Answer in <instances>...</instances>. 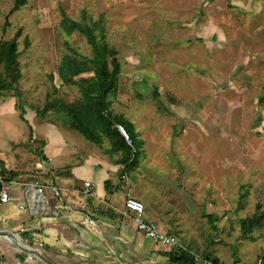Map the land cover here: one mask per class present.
<instances>
[{
  "label": "rangeland",
  "instance_id": "obj_1",
  "mask_svg": "<svg viewBox=\"0 0 264 264\" xmlns=\"http://www.w3.org/2000/svg\"><path fill=\"white\" fill-rule=\"evenodd\" d=\"M14 3L0 0V45L16 40L20 70L15 90L0 95V107L13 98L18 113L0 110V155L39 156L42 135L28 148L12 144L30 125L82 140L84 152L111 151L107 137L85 139L63 112L40 113L53 100L81 98L57 74L65 43L92 52L83 35L60 26V11L76 21L101 17L121 64L112 112L142 141L127 170L132 186L182 245L222 264H264V227L244 233L240 224L264 209V0H24L11 12Z\"/></svg>",
  "mask_w": 264,
  "mask_h": 264
},
{
  "label": "crops",
  "instance_id": "obj_2",
  "mask_svg": "<svg viewBox=\"0 0 264 264\" xmlns=\"http://www.w3.org/2000/svg\"><path fill=\"white\" fill-rule=\"evenodd\" d=\"M7 107L5 111L18 115L13 98L1 102L0 110ZM37 132L30 125L19 133L22 140L12 144L28 148L32 139L42 135L45 141L39 156L31 151H23L16 159L0 155V171L7 177L11 172L10 179L16 182L14 200L0 204V255L22 264H168V248L136 229L125 200L133 197L142 202L144 217L156 222L160 230L171 233L173 226L167 216L156 213L159 207L150 205L142 190L132 186L128 171L118 163L121 156L98 149L84 152L82 140L65 139L50 126ZM76 142L78 152L73 149ZM34 180L43 186L48 205L32 214L19 205L25 203L23 185ZM85 181L91 182L93 191L86 200L79 191ZM52 188L59 190V197Z\"/></svg>",
  "mask_w": 264,
  "mask_h": 264
},
{
  "label": "trees",
  "instance_id": "obj_3",
  "mask_svg": "<svg viewBox=\"0 0 264 264\" xmlns=\"http://www.w3.org/2000/svg\"><path fill=\"white\" fill-rule=\"evenodd\" d=\"M24 3V0H15L11 12ZM60 26L67 32L74 31L83 35L91 46V56H84L77 52L69 43L65 46L69 50L63 55L57 68L58 77L65 84L76 86L81 96L80 100L72 104H63L53 100L52 104L45 105L40 113L51 110L61 111L70 117L69 125L79 132L85 139L100 144L102 136L109 139L111 152L120 151L121 157L118 163L124 170H131L138 162L139 148L142 141L130 120L123 114H114L111 108L110 96L115 94L121 64L114 58V51L105 41V28L103 19L90 20L85 14L82 21H76L69 17L63 10L60 11ZM18 48L15 39L4 41L0 45V95L15 90V84L20 78V70L17 66ZM91 72L90 76L82 74ZM3 93V94H2ZM16 106L19 108L20 104ZM22 119L23 115L20 116ZM115 123L125 126L132 141L135 152L126 145L124 139L115 129ZM44 141H42V144ZM129 168V169H127ZM11 172L8 175L11 177ZM8 177V178H10ZM241 219L240 224L244 233H250L253 229L264 227V209ZM210 220V219H209ZM185 249L167 251L168 264H194L192 252L206 256L204 252H198L195 248L184 245ZM214 262H219L214 259ZM222 264V263H221Z\"/></svg>",
  "mask_w": 264,
  "mask_h": 264
},
{
  "label": "built area",
  "instance_id": "obj_4",
  "mask_svg": "<svg viewBox=\"0 0 264 264\" xmlns=\"http://www.w3.org/2000/svg\"><path fill=\"white\" fill-rule=\"evenodd\" d=\"M114 127L122 136L126 145L129 146L133 152H135L132 141L125 126L121 123H115ZM15 185L16 182H14V180L8 178L0 171V204H6L14 200ZM52 190L56 197L60 196V192L57 188H52ZM79 191L81 192L85 200L93 196L91 182L85 181L83 183V187ZM22 199H24L25 203L20 204L19 208L23 209L24 207H26L32 214L37 213L40 210H45V207H47L48 205V200L44 194L43 186L37 180L32 181V183L23 185ZM124 205L125 210L132 214V219L136 229L144 236L152 240L162 242L168 248V251L185 249V247L180 242H178L175 236H172L171 234L160 230L156 222L148 220L144 217L145 207L142 202L133 197H128L125 200ZM88 223L93 225V221L91 219H88ZM191 255L193 257L194 264H221V262H214L208 257L196 252H192ZM0 264H22V262L21 260H14L10 262L0 255Z\"/></svg>",
  "mask_w": 264,
  "mask_h": 264
},
{
  "label": "bare ground",
  "instance_id": "obj_5",
  "mask_svg": "<svg viewBox=\"0 0 264 264\" xmlns=\"http://www.w3.org/2000/svg\"><path fill=\"white\" fill-rule=\"evenodd\" d=\"M33 251V250H32Z\"/></svg>",
  "mask_w": 264,
  "mask_h": 264
}]
</instances>
